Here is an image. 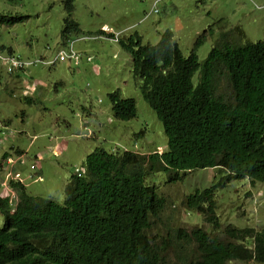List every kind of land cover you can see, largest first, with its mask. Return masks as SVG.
<instances>
[{"label": "trees", "instance_id": "obj_1", "mask_svg": "<svg viewBox=\"0 0 264 264\" xmlns=\"http://www.w3.org/2000/svg\"><path fill=\"white\" fill-rule=\"evenodd\" d=\"M64 4L70 14L72 0ZM24 18L0 14V24ZM78 30V23L66 16L61 36ZM208 30L197 35L187 56L169 30L155 44H142L137 33L118 38L132 57L131 72L140 80L143 98L162 123L166 148L148 154L93 149L84 158V172L69 177L61 202L27 193L21 181L6 179L15 192L2 186L7 193L0 194L5 217L0 264L264 262V226L221 228L215 208L218 189L231 181L264 180V40L238 44L221 32L220 43L200 61L195 49ZM221 77L227 83L226 95L218 92ZM108 97L114 118L135 116L132 98L116 91ZM3 157L14 172L7 162L12 156ZM199 168L216 172L204 179V186L189 189L181 202L189 213H200L211 230L201 224L186 228L166 222L165 233L149 235L168 201L145 176L164 172L173 182Z\"/></svg>", "mask_w": 264, "mask_h": 264}, {"label": "rangeland", "instance_id": "obj_2", "mask_svg": "<svg viewBox=\"0 0 264 264\" xmlns=\"http://www.w3.org/2000/svg\"><path fill=\"white\" fill-rule=\"evenodd\" d=\"M64 3L0 0V14L25 16L0 24V183L10 176L5 154L12 156L11 168L14 173L19 170L27 193L58 202L65 197L69 177L84 172V158L95 148L146 154L166 148L162 123L143 98L140 80L131 72L132 57L118 38L137 33L142 44H155L169 30L187 56L197 35L209 28L195 49L200 61L220 43L221 32L238 44L264 40V0H72L70 14ZM66 16L78 23L79 30L63 38ZM8 49L25 61L22 71H6L1 57ZM198 77L197 70L193 84ZM226 85L221 77L218 92L228 94ZM113 91L134 100V117H113L108 97ZM215 172V168H199L173 182L164 172L146 175V183L155 185L168 201L148 234L165 233L166 222L186 228L201 224L211 230L202 215L189 213L181 200ZM6 193L0 186V194ZM215 208L221 228L263 227L264 180L231 181L218 189ZM4 218L0 211V226Z\"/></svg>", "mask_w": 264, "mask_h": 264}, {"label": "built area", "instance_id": "obj_3", "mask_svg": "<svg viewBox=\"0 0 264 264\" xmlns=\"http://www.w3.org/2000/svg\"><path fill=\"white\" fill-rule=\"evenodd\" d=\"M1 58H2L1 61L3 62V66L5 67L6 71H8V72H11V71L16 70V69H21L26 65V63L24 61H22L20 58H18L17 56H15L13 54H5ZM7 161L10 162L11 160L8 159ZM11 173H14V172H10V176L8 177V179L10 177H12L13 179H19V177H18L19 172L16 171L15 172L16 174L14 173L15 176H14V174H11ZM1 184L4 186V188H6L8 190V192L10 194H14L13 191L9 190L8 185H7V183H5V181Z\"/></svg>", "mask_w": 264, "mask_h": 264}, {"label": "clouds", "instance_id": "obj_4", "mask_svg": "<svg viewBox=\"0 0 264 264\" xmlns=\"http://www.w3.org/2000/svg\"><path fill=\"white\" fill-rule=\"evenodd\" d=\"M7 54H9V53H7ZM10 54H13V53H10ZM14 55V54H13ZM19 58V57H18ZM21 59V58H20ZM22 60V59H21ZM22 61H24V60H22ZM25 62V61H24ZM26 66V65H25ZM25 66L23 67V68H21V69H16V70H13V71H11V72H16V71H22L24 68H25ZM8 72V71H7ZM156 152H158V153H160L161 151H156ZM9 159V158H8ZM7 159V160H8ZM17 180H19V181H21L22 183H23V178L21 179L20 177H19V179H17ZM1 185V184H0ZM1 186H3V185H1ZM4 187V186H3ZM9 189L11 190V191H13V193L15 192V190L14 189H12L11 187H9Z\"/></svg>", "mask_w": 264, "mask_h": 264}, {"label": "crops", "instance_id": "obj_5", "mask_svg": "<svg viewBox=\"0 0 264 264\" xmlns=\"http://www.w3.org/2000/svg\"><path fill=\"white\" fill-rule=\"evenodd\" d=\"M19 153V152H18Z\"/></svg>", "mask_w": 264, "mask_h": 264}]
</instances>
